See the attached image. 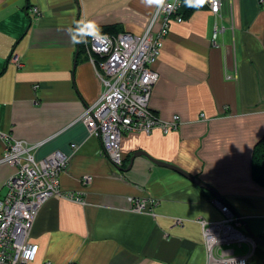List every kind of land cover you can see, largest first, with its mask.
<instances>
[{"label":"crops","instance_id":"obj_1","mask_svg":"<svg viewBox=\"0 0 264 264\" xmlns=\"http://www.w3.org/2000/svg\"><path fill=\"white\" fill-rule=\"evenodd\" d=\"M221 2L218 14L206 5L171 19L151 64L158 79L149 105L164 121L179 116V125L123 135L116 166L81 118L105 86L100 58L81 48L75 30L91 22L141 35L158 5L0 0V133L37 145V159L57 150L70 158L61 193L34 220L33 264H208L200 220L222 219L214 196L141 151L213 187L264 238V187L252 176L253 149L264 137V0ZM8 142L0 136V198L17 169L1 161ZM141 202L145 210H134Z\"/></svg>","mask_w":264,"mask_h":264},{"label":"built area","instance_id":"obj_2","mask_svg":"<svg viewBox=\"0 0 264 264\" xmlns=\"http://www.w3.org/2000/svg\"><path fill=\"white\" fill-rule=\"evenodd\" d=\"M211 12H220L221 0H204ZM181 0H164L158 5L151 26L141 35L121 32L116 35L97 33L86 43L90 57L100 60V78L105 89L99 100L85 109L82 119L91 134L102 139L103 153L116 166L124 158L121 139L125 134L140 132L150 134L160 128L164 133L176 129L179 116L170 121L159 119L150 108L149 101L158 74L151 64L157 59L163 46V38L169 31L172 18L181 22L176 15ZM31 12L41 17L38 7ZM161 20V28L153 32L152 24ZM1 138L8 140V148L1 159L17 167L7 181V192L0 198V264H33L38 245L29 240L30 232L40 207L51 197L61 193L59 177L69 163V156L54 151L37 159L35 146L24 140L11 139L6 133ZM73 149L75 145H72ZM91 176L83 177L89 183ZM223 217L217 221L200 220L202 236L207 250L208 264H249L257 245L244 232L243 221L229 205L214 199ZM146 203H137L134 210L143 211ZM237 246L233 248L231 246ZM247 246L246 252L238 255L237 249ZM43 264H50L45 262Z\"/></svg>","mask_w":264,"mask_h":264},{"label":"trees","instance_id":"obj_3","mask_svg":"<svg viewBox=\"0 0 264 264\" xmlns=\"http://www.w3.org/2000/svg\"><path fill=\"white\" fill-rule=\"evenodd\" d=\"M204 0H181L180 7L176 12V15L182 18H188L192 13L200 8L206 7ZM86 28V27H85ZM85 28L80 27V31L77 32L79 41L84 40L86 42H80V46L84 49L86 43L89 41L92 35L97 33H104L110 35H116L119 33L116 25L108 26H95L94 34L92 30H84ZM252 176L254 181L264 187V137L261 138L254 146L252 153ZM264 262V249L257 247L254 255L252 256L249 264H263Z\"/></svg>","mask_w":264,"mask_h":264},{"label":"water","instance_id":"obj_4","mask_svg":"<svg viewBox=\"0 0 264 264\" xmlns=\"http://www.w3.org/2000/svg\"><path fill=\"white\" fill-rule=\"evenodd\" d=\"M139 155H144L146 156L148 159H150L152 162L166 166L170 169H173L177 172H179L180 174L184 175L185 177L189 178L192 182H194L196 185L200 186L201 188L209 191L213 196L214 199L219 200L220 202H222L223 204H225V200L222 198V196L219 194V192H217L213 187H211L210 185H208L207 183L201 181L200 179L196 178L195 176L191 175L190 173H188L187 171L183 170L182 168L175 166L173 164H168L165 162H161L156 160L155 158L149 156L146 152L141 151L138 152ZM135 156H137V154H135ZM231 210L234 212V214L238 217H241L240 214L234 209L231 208ZM242 218V217H241ZM243 221V226L244 229L246 231V233L255 241L257 247L263 248L264 249V238H262L261 236L255 234V232H253V230L247 225V223L244 221V219H242Z\"/></svg>","mask_w":264,"mask_h":264},{"label":"clouds","instance_id":"obj_5","mask_svg":"<svg viewBox=\"0 0 264 264\" xmlns=\"http://www.w3.org/2000/svg\"><path fill=\"white\" fill-rule=\"evenodd\" d=\"M144 2L148 5L156 4V5H162L164 3V0H144ZM83 24V22H80L77 24L76 32L80 31V26ZM86 25L87 27L84 29L92 30V34H94L95 25H93L91 22H88ZM80 42H86L84 40H81Z\"/></svg>","mask_w":264,"mask_h":264},{"label":"rangeland","instance_id":"obj_6","mask_svg":"<svg viewBox=\"0 0 264 264\" xmlns=\"http://www.w3.org/2000/svg\"><path fill=\"white\" fill-rule=\"evenodd\" d=\"M102 71H101V69H100V73H101ZM199 221V220H198ZM202 226V225H201ZM231 247H233V248H237V246H235V245H233V246H231ZM246 250H247V246L246 245H244V248L243 249H241V250H239V249H237L236 250V254H241V253H244V252H246ZM263 264H264V262H263Z\"/></svg>","mask_w":264,"mask_h":264}]
</instances>
